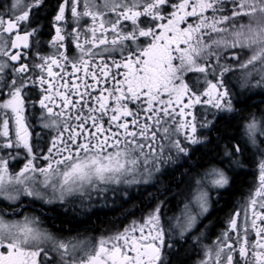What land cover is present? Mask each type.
<instances>
[{"label": "snow or ice", "instance_id": "1", "mask_svg": "<svg viewBox=\"0 0 264 264\" xmlns=\"http://www.w3.org/2000/svg\"><path fill=\"white\" fill-rule=\"evenodd\" d=\"M255 89L264 97V0H9L0 7V264H264V107L247 104ZM237 116L239 137L222 127ZM249 168L246 195L212 239L201 227L210 192L219 200ZM165 176L145 209L123 207L129 188ZM93 193L121 211L85 240L20 214L30 206L22 196L84 205Z\"/></svg>", "mask_w": 264, "mask_h": 264}, {"label": "flooded vegetation", "instance_id": "2", "mask_svg": "<svg viewBox=\"0 0 264 264\" xmlns=\"http://www.w3.org/2000/svg\"><path fill=\"white\" fill-rule=\"evenodd\" d=\"M9 2V0H0V7H2L5 3ZM46 52H50V49H45ZM39 62V61H37ZM254 92L256 94L248 93L247 95L250 97V99L247 101V104L251 105L252 110H256L257 107H264V105L260 104V101L262 98L260 94L259 89H255ZM237 107H241V105H237ZM259 115V113H257ZM231 121H234L237 123L239 121V116L234 117ZM36 131H40L39 128L36 129ZM236 137L240 136V129L237 127L236 129ZM223 143V142H222ZM238 174H235V178L237 176H244L246 178L241 190L238 191L236 196L233 198L231 205L228 208L223 209L224 203V196L227 191L221 190L219 193V200H217V192L211 191L210 197L212 200V207L210 208V214H207V218L203 220V223L201 224V227L203 225L207 224L209 225V232L212 239L215 238L216 235L219 234L220 230L224 228L225 220L227 217V214L231 209L234 208V206L238 205L240 202V198L243 195H246V189L248 188V181L252 179V171L249 168L245 171L237 170ZM230 176L234 175V173H229ZM162 180L164 181V184H156L155 186H145L141 189L140 192L137 191L136 186H132L128 189L129 194L131 196V200H128L126 203L123 204L124 208H131V205L133 203H136L139 205V209H145V205L148 200V193H153L157 190V188H162L166 184L170 183L168 181L167 176L162 177ZM235 181V179H234ZM234 186V182L232 183V187ZM175 187V185H173ZM232 187L229 190H232ZM228 190V191H229ZM168 192H164L163 195H160V199H164L165 196H168ZM34 198L22 196L20 203L25 205H30L28 207H25L21 211V215L24 213H30L35 214L37 216H40L41 219L44 221L43 227L48 228L53 234H59L62 237H75L79 240H85L89 234H95L99 235L100 231L103 227L107 226L109 222L103 223L100 227L99 224L96 225L97 227L94 229L91 227L89 229H78V228H66L63 229V223L60 221L61 216H65L66 218H70L73 222V220H79L81 217H89L91 213L96 211H116V213H119L121 211V208L119 207H113L111 201L102 202L99 198L95 197V193H93V199L90 201H85L84 205H81L80 199L78 196L76 197H69L66 198V201H59L54 200L52 203H44L43 201H34ZM143 201V202H142ZM172 204V212L178 211L176 207V202L173 200L171 202ZM151 206V205H149ZM19 207V205H17ZM136 210L134 212V215L136 217L140 216V210ZM223 209V210H222ZM172 212H169V215L172 214ZM131 219V217H129ZM75 220V221H76ZM59 224H56V222ZM74 221V222H75ZM123 223H128V220H124ZM98 228V229H97ZM209 241H205V243H208ZM192 260L196 259V256L193 255L191 257Z\"/></svg>", "mask_w": 264, "mask_h": 264}, {"label": "trees", "instance_id": "3", "mask_svg": "<svg viewBox=\"0 0 264 264\" xmlns=\"http://www.w3.org/2000/svg\"><path fill=\"white\" fill-rule=\"evenodd\" d=\"M237 123H235L234 121L224 122L222 124V127H226L228 130V133L233 134L235 136L236 135L235 131L237 129V127H236ZM245 180H246V178L244 176H237L235 178L234 186L232 187V190H229L225 193V196H224V203L225 204L223 205V209L228 208L231 205L233 198L236 196L238 191L241 190ZM0 203H2V202H0ZM116 214H117L116 211H111V210L103 211L102 210V211H96V212L91 213L89 217L85 218L83 216L79 220L75 219L76 221L73 220V222L70 221L71 220L70 218H66L65 216H61L62 218H60V221H62V223L64 225L63 229H65V230H66V228L89 229L90 225L92 228L95 229L97 227L96 225H98V224H99L98 227H100L103 223L110 222L109 217H113ZM56 224H59V221H58V223L56 222Z\"/></svg>", "mask_w": 264, "mask_h": 264}, {"label": "rangeland", "instance_id": "4", "mask_svg": "<svg viewBox=\"0 0 264 264\" xmlns=\"http://www.w3.org/2000/svg\"><path fill=\"white\" fill-rule=\"evenodd\" d=\"M243 22H246V21H243ZM237 91H239V87H238V85H237V89H236Z\"/></svg>", "mask_w": 264, "mask_h": 264}]
</instances>
